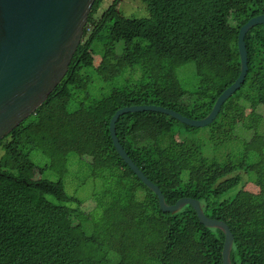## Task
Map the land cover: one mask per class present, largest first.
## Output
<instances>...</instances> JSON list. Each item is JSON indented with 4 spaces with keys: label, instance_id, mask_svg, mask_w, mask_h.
Segmentation results:
<instances>
[{
    "label": "trees",
    "instance_id": "1",
    "mask_svg": "<svg viewBox=\"0 0 264 264\" xmlns=\"http://www.w3.org/2000/svg\"><path fill=\"white\" fill-rule=\"evenodd\" d=\"M118 1L100 13L103 0H95L65 77L34 114L0 140V264H223V233L200 224L189 205L162 212L157 196L115 151L109 122L131 106L205 118L238 78V33L248 20L264 15V0H140L146 18L124 17ZM245 45V80L213 123L239 104L264 108V25L248 31ZM188 64L197 79L192 92L177 76ZM94 78L122 82L94 99L88 92ZM75 100L78 106L69 112ZM262 121L259 147L250 149L254 138L238 158L223 161L197 158L192 144L176 138L192 127L164 114L126 113L115 132L166 204L194 199L208 218L226 223L233 235L231 264H264V116ZM33 151L48 160L40 175L63 177L69 155L87 158L91 177L102 183L92 194L93 208L82 209V200L67 195L62 178L28 179L35 169ZM242 175L257 193L243 190ZM111 240L132 241L127 258L110 250Z\"/></svg>",
    "mask_w": 264,
    "mask_h": 264
},
{
    "label": "water",
    "instance_id": "2",
    "mask_svg": "<svg viewBox=\"0 0 264 264\" xmlns=\"http://www.w3.org/2000/svg\"><path fill=\"white\" fill-rule=\"evenodd\" d=\"M94 2L95 0H0V140L34 114L65 77L81 42ZM258 25H264V15L251 18L240 28L237 37L239 76L216 99L205 118L192 120L159 106H131L116 111L109 122V133L115 151L129 170L157 196L162 212L174 214L189 205L200 224L223 233V264H231L233 244V235L226 223L208 218L200 203L194 199L181 198L173 205L166 204L160 189L143 175L120 145L115 125L120 116L137 112L164 114L192 128L212 124L223 103L245 80L248 70L245 36Z\"/></svg>",
    "mask_w": 264,
    "mask_h": 264
},
{
    "label": "rangeland",
    "instance_id": "3",
    "mask_svg": "<svg viewBox=\"0 0 264 264\" xmlns=\"http://www.w3.org/2000/svg\"><path fill=\"white\" fill-rule=\"evenodd\" d=\"M113 0H103L100 8V13L111 4ZM117 10L127 18H146L148 12L145 5L140 0H119L117 3ZM100 57H94V65L97 66ZM177 76L185 88V90L192 92V89L197 84L195 77V69L193 64H188L178 69ZM125 79V78H124ZM122 80L116 79L109 83H103L94 78L92 84L89 86V94L94 99H100L109 94L111 89L121 86ZM83 97V95H79ZM78 101L75 100L69 106L68 111H75L78 106ZM263 116L264 108L252 111L249 107L238 105L234 109L228 111L224 116H220L215 123L211 126L203 128H190V131L184 129L180 130L177 135L178 140H182L188 144L193 145V153L197 158H216L223 161V157L230 156L231 158H238L250 142L256 138L250 149L258 148L260 138L263 133ZM178 129V128H176ZM221 141V142H220ZM1 156V152H0ZM30 159L34 163L32 171L25 176L30 180H37L45 178L50 181L56 182L62 178L64 191L67 195L75 196L84 202L82 209L91 210L93 208L92 194L101 190L102 183L99 179H93L90 175V169L87 158H81L77 155H69L66 161L67 172L61 177L56 172L44 171L40 175L39 171L48 163L46 157L40 152L33 151L30 153ZM243 190L257 193L258 187L252 183L249 177L242 175ZM241 185L234 189L230 194L233 195ZM68 207L75 208L76 205L67 204ZM132 245V241L126 240L125 242H117L111 240L108 245L110 250L123 258H127L126 246Z\"/></svg>",
    "mask_w": 264,
    "mask_h": 264
}]
</instances>
